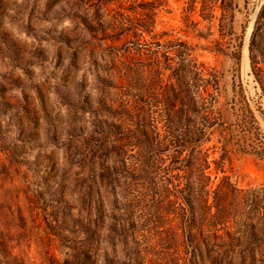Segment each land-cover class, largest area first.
<instances>
[{"label": "rangeland", "instance_id": "obj_1", "mask_svg": "<svg viewBox=\"0 0 264 264\" xmlns=\"http://www.w3.org/2000/svg\"><path fill=\"white\" fill-rule=\"evenodd\" d=\"M162 1L0 0V264H216L191 249L182 199L159 218V187L182 191L185 174L170 169L175 148L151 146L164 123L127 110L167 100L157 57L189 45L219 78L204 149L226 173L212 162L213 186H264V0H217L211 23L197 0L189 27L193 0ZM263 223L257 242L241 227L236 251L261 258Z\"/></svg>", "mask_w": 264, "mask_h": 264}, {"label": "trees", "instance_id": "obj_2", "mask_svg": "<svg viewBox=\"0 0 264 264\" xmlns=\"http://www.w3.org/2000/svg\"><path fill=\"white\" fill-rule=\"evenodd\" d=\"M162 2L155 0L156 10L165 6ZM196 2L197 0H193L190 7L184 10L188 13L184 18L188 27L190 14L197 10ZM217 5V0L203 2L201 11L203 20L210 23L213 21ZM192 22L195 27L200 25ZM180 44L183 49L172 48L168 51L173 54L168 58L170 63L162 65L157 57L153 69L156 82H162L167 69L172 71L169 76L172 83L167 100L157 98L156 102L147 104L149 107L143 109L132 104L127 110L131 118L139 119L144 118L142 115L144 111L146 115L152 111L156 120L164 123V135L158 128V137L150 138L151 146L159 155L163 154L168 146L175 148L177 155L171 160L170 169L183 171L185 174L184 177L173 176L175 179L186 180L182 191L177 189L175 192L176 185L170 179H165L166 183L159 187L161 200L157 207L159 218L173 212L172 207L168 209L172 203H176L171 199L172 196H175L177 201L182 199L187 205L183 208V214L187 216L184 229L187 231L192 250L204 247L205 256L216 264H235L234 257L237 255L243 264L257 262L264 264V251L258 259L257 253L252 249L246 251L235 249V243L240 242L238 235L242 233L240 229L243 226L251 229V233L244 234L247 242H257L256 240L260 239L256 230L264 221V186L240 189L227 175L222 177L219 184L213 186L212 162L217 165L218 170L226 173L224 169L226 156L223 155L219 162L210 161L209 149H204V145L210 141V130L221 124L215 111L219 78L213 72L207 73L206 78V67L199 64L194 56V50L189 45L182 42ZM184 152H187V155L181 159ZM157 161L158 164L166 163L161 156ZM195 231L200 232L201 240L196 238ZM217 242L220 245H216ZM215 247L220 250H216Z\"/></svg>", "mask_w": 264, "mask_h": 264}, {"label": "bare ground", "instance_id": "obj_3", "mask_svg": "<svg viewBox=\"0 0 264 264\" xmlns=\"http://www.w3.org/2000/svg\"><path fill=\"white\" fill-rule=\"evenodd\" d=\"M248 49L246 48L245 49V51H244V55H245V60H248V51H247ZM246 64H247V62H246ZM247 66V65H246Z\"/></svg>", "mask_w": 264, "mask_h": 264}]
</instances>
